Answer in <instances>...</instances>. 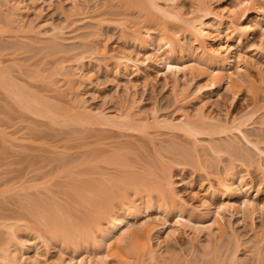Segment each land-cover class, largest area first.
<instances>
[{"label":"rangeland","instance_id":"rangeland-1","mask_svg":"<svg viewBox=\"0 0 264 264\" xmlns=\"http://www.w3.org/2000/svg\"><path fill=\"white\" fill-rule=\"evenodd\" d=\"M119 1L0 0V75L5 73L9 78L0 81V264H13L2 259L8 250L15 253L19 264H32L27 257L37 259L39 264H67L71 258L80 261L95 257V253L85 251L76 254L58 242L50 241L45 246L43 240L50 239L39 224L55 219L57 212L60 219L64 216L79 222L75 219L79 205L72 195L79 187L101 182L103 190L117 192V185L110 180L119 174L113 170L119 166H108L103 160H119L128 174L159 185L170 178L176 202L184 204L178 211L192 220L175 237L165 231L154 235L153 248L158 252L155 262L147 255L131 256L127 243H122L126 264H264V211L239 218L232 215L233 209L228 210L221 221L225 227L222 235L215 219L223 201L211 195L219 191V175L234 162L246 183L259 189L256 200L255 190L250 198L241 190L237 204L243 207L244 201L251 199L263 205L264 178L259 164L264 166V157L259 163L256 152L238 134L194 139L173 130V124H179L183 115L193 119L205 116L222 123L243 119L253 108L248 85L242 84L241 95L230 92L228 83L221 89L207 90L206 79L192 80L186 71L174 77L151 62L140 72H119L104 59L106 53L111 56L130 50L135 56L144 54L116 25L123 18L116 15ZM200 1L210 5L216 15L205 21L215 35L220 19L227 21V10L238 0ZM196 6L197 0H183L181 9L188 17ZM252 19L248 22L256 30L243 45L232 37L229 25L218 40L233 48L237 60L231 72L245 69L250 77L247 80L260 86L264 29L257 26L264 27V16ZM131 22L126 25L131 27ZM181 41L186 56L181 54L178 59L188 65L185 59L192 56L197 45L191 36H182ZM209 48L218 50L216 43ZM63 73L76 74L73 82H66ZM18 94L23 103H32V110L18 100ZM84 111L109 118L129 113L138 122L147 123L158 118L169 126H151L148 132L144 129L148 134L142 131L145 136L118 127L102 133L78 122ZM245 119L248 121L243 130L248 139L264 148V110ZM209 146L217 153H212ZM179 212L169 215L157 208L139 222H130L118 236L149 220L162 225L167 219L174 229ZM9 226L18 240L8 233ZM15 242L30 248L29 254L15 247ZM98 253L105 257L107 252L102 249ZM117 262L112 259L106 264Z\"/></svg>","mask_w":264,"mask_h":264},{"label":"bare ground","instance_id":"bare-ground-1","mask_svg":"<svg viewBox=\"0 0 264 264\" xmlns=\"http://www.w3.org/2000/svg\"><path fill=\"white\" fill-rule=\"evenodd\" d=\"M204 2L197 0L195 12L193 11L194 13L192 12L186 17L185 12L181 9L183 0H120L116 15L122 16L124 19H119L116 25L121 29L122 35L133 43L134 47H137V50H140L144 54L136 53L135 56L128 50V52L130 51L131 53L123 51L115 55L111 54L110 56L105 52L106 54L103 53V55L105 54L104 59L113 63L114 67L119 72H123L124 75H128L132 69L140 72L141 69L147 67L150 62L166 70L174 77L186 71V73H190L192 80L198 78L206 79L208 81V84L205 86L207 90H218L228 83L229 91L234 92L233 94L235 95L241 93L243 89L242 84L246 82L248 85L247 88H249L248 93L251 95L253 108L251 112L244 115L243 119H236L231 123H222L205 116H201L199 119H193L191 116L183 115L179 124H173V130L178 129L185 134V136L194 139L205 136L212 138L215 135L227 136L238 134L246 144L256 152V156L260 158L258 161L261 163V161H263L261 157H264V148H260L259 144L253 143L248 139L243 128L248 121L245 118L264 110V103H261V101L264 102V75L260 74L261 85L257 86L252 79L247 80L248 76L243 72L245 71L244 68L243 71L239 69L236 72H231L232 68H235L237 60L232 51L233 48L226 46L222 43V40L218 39L226 25L230 26L232 37L236 38L238 45L241 46L243 42L252 39L256 28L252 27L248 21L253 20L252 16H264V0H238L234 3L233 7H229L230 9L227 10V21H223V18L220 19L222 21H220L218 27L214 29L215 35L211 33L212 29L205 21L216 15L213 13L214 11L211 6ZM14 10L16 11V9ZM128 20L131 22L130 24H133L131 27L126 25L129 23ZM125 21L128 23H125ZM257 28L264 29L261 25H258ZM153 35H156L157 38H153ZM182 36H191L194 44L197 45L196 49L193 50L192 56L189 55L185 59L188 65L182 61L180 62V59H178L181 54V57L186 56L181 41ZM213 43L217 44L218 50L209 48ZM147 51H150V54L146 53ZM80 58H78L79 63L83 60V57L81 58L82 60ZM240 58L241 56H239V59ZM61 68V70H65V68ZM3 74L0 75V81L8 80V75L5 73ZM62 75L68 79V81H66L68 83L71 81L73 82L76 76L74 73H63ZM19 97L20 95L17 97L18 100H21L23 103L22 96L20 99ZM23 104H27L25 106H30L29 108L34 107L32 103H27V101ZM40 112L38 111V113ZM49 112V114L52 115L51 111ZM79 117V121H77L80 124L82 122L88 125V128L92 127L90 129L93 131L102 133L108 130V128L112 129L118 127L131 132H138V134L141 133V135L145 136L149 127L150 129L153 128L151 126H169L167 121L159 122V120H157L158 118L154 119V123H147L146 120H143L144 122H138L129 113L120 115L116 118H109L102 113L92 114L90 111H84V114H81ZM95 127L97 128L94 129ZM144 129H147V132ZM208 149L212 153H217V150L210 146ZM103 161L108 166L113 167L114 165H118L121 167L113 168V170L117 171L119 174L117 177L111 178L110 180L113 181L115 186L117 185L118 191L115 192L110 188H104L103 190L104 185L101 182H96L94 187L92 184L93 182L90 183V181V185L87 188L82 186L84 188L79 187V189H77L78 191L75 189L77 192L74 190L75 193L73 192L72 195L75 196V203L79 205L78 210L76 209L78 217L76 216L75 218L79 222H74L72 218L65 217V219L64 216L60 219L61 214L59 213L60 217H58L59 214L57 212L55 214V219L44 220L42 221L43 224L41 222V224H39L41 226L40 228H42L41 230H45H43L45 236H48L50 240L47 242L43 240V235L38 236V238L42 239L44 241L43 244L47 247L50 241H53V243L58 242L61 244L62 246H60L63 248L74 249L76 254L84 251L96 254L95 257L90 255L92 257H84L80 261H77L75 258H68L67 264H106L108 260L112 259H117V264H126V258L122 255V243L124 242L127 243V248L130 251L128 252L132 254L131 256L139 258L140 256L143 257L147 255L150 257L149 260L155 262L158 260V252L153 248L154 235H159L165 231V233L171 232V235L175 237L180 231V228H186V223L192 221L191 219H186L185 216L180 213L184 204L176 202L172 180L169 178L165 185H159L154 181L151 182L145 178L139 179L137 176L131 175V173L128 174V172L124 171L122 168L123 165L119 160ZM252 162L254 163V161ZM233 163L234 162H232L230 167L225 168L224 174L219 175V191L215 192V190L211 194L212 196H218V200L223 201V205L220 207L221 209L219 208L220 210L217 211V218L215 219L217 230L222 235L225 231V227L221 221L224 219L223 215L227 214L228 210L233 209L234 213H232V215L235 217L238 216L239 218H243L244 214H251L252 216L260 215L261 212L264 211V204L257 205L251 199H246L243 203V207L237 204V195L241 190H243L246 197L248 196L249 198L256 190L253 186H249L246 183L245 177L241 174V170L236 165L233 166ZM263 168L264 166L262 167V165L259 164V170L264 178ZM98 183L101 185L98 186ZM101 186L103 187L101 188ZM167 191L170 193L168 194ZM258 195L259 189L255 192L254 200L258 198ZM167 198L170 200L167 201ZM157 208H160L169 215H171V213H177L179 212L178 210H180V215L178 216L174 229H171L167 219H165L166 221L162 225H157L155 221L149 220L148 222H143L140 228H128L129 230H126L127 233L118 236L119 231L130 222H139L138 220H140V218L145 217ZM117 209L119 211H117ZM37 222L36 224H38ZM214 227L215 226H213V228ZM9 232L14 233L13 227L9 226L8 233ZM12 233L10 236L18 240V238H16L17 235H15L16 233H14V237ZM15 247L27 250L28 254L31 250L24 244H17V242H15ZM102 249L107 252L106 255H104L105 257H102V254L98 253L99 250L101 251ZM5 252L4 254L6 255L2 258L3 261L6 260L5 263L19 264V259L17 260L15 255H13L15 253L9 250ZM37 255L39 256L38 253ZM27 258L26 260H31L32 264H39L37 259H32V257Z\"/></svg>","mask_w":264,"mask_h":264}]
</instances>
